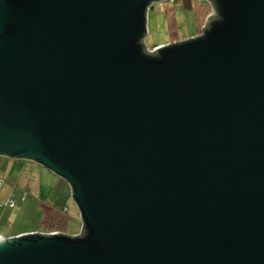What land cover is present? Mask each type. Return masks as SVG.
Masks as SVG:
<instances>
[{"label":"water","instance_id":"95a60500","mask_svg":"<svg viewBox=\"0 0 264 264\" xmlns=\"http://www.w3.org/2000/svg\"><path fill=\"white\" fill-rule=\"evenodd\" d=\"M153 1L0 0V155L83 221L2 236L0 264H264V0L148 50Z\"/></svg>","mask_w":264,"mask_h":264},{"label":"rangeland","instance_id":"374dc122","mask_svg":"<svg viewBox=\"0 0 264 264\" xmlns=\"http://www.w3.org/2000/svg\"><path fill=\"white\" fill-rule=\"evenodd\" d=\"M212 13L209 0L153 1L147 9L146 48L153 50L201 35ZM0 184L1 236L27 230H61L68 236L81 234L83 221L71 187L52 171L33 161L0 155ZM24 194L26 198L22 200ZM9 199L15 201L14 206L7 203Z\"/></svg>","mask_w":264,"mask_h":264},{"label":"built area","instance_id":"2783aa9c","mask_svg":"<svg viewBox=\"0 0 264 264\" xmlns=\"http://www.w3.org/2000/svg\"><path fill=\"white\" fill-rule=\"evenodd\" d=\"M204 32V31H203ZM202 32V33H203ZM0 186H1V184H0ZM26 198V195L24 194L23 196H22V199H25ZM7 203H9L11 206H14L15 205V201L13 200V199H9L8 201H7ZM0 204H2V203H0ZM37 232V231H36ZM41 233H44V234H59V233H64L63 231H61V230H50V231H40ZM25 233V232H24ZM27 233H35V231H30V232H27Z\"/></svg>","mask_w":264,"mask_h":264},{"label":"crops","instance_id":"0c3cea01","mask_svg":"<svg viewBox=\"0 0 264 264\" xmlns=\"http://www.w3.org/2000/svg\"><path fill=\"white\" fill-rule=\"evenodd\" d=\"M38 164V163H37ZM24 170V169H23ZM22 200H24V199H22ZM47 209H49V207L47 208ZM53 210V213H56L57 211L54 209V208H50V210ZM22 233H24V232H22ZM1 235V234H0ZM13 235H16V234H13Z\"/></svg>","mask_w":264,"mask_h":264},{"label":"trees","instance_id":"16d2710c","mask_svg":"<svg viewBox=\"0 0 264 264\" xmlns=\"http://www.w3.org/2000/svg\"><path fill=\"white\" fill-rule=\"evenodd\" d=\"M210 1V0H209ZM223 4V3H222ZM31 231V230H30ZM29 230H27V231H24V232H30ZM19 233H22V232H19ZM19 233H15V234H19Z\"/></svg>","mask_w":264,"mask_h":264},{"label":"bare ground","instance_id":"6f19581e","mask_svg":"<svg viewBox=\"0 0 264 264\" xmlns=\"http://www.w3.org/2000/svg\"><path fill=\"white\" fill-rule=\"evenodd\" d=\"M0 238H2V236Z\"/></svg>","mask_w":264,"mask_h":264}]
</instances>
